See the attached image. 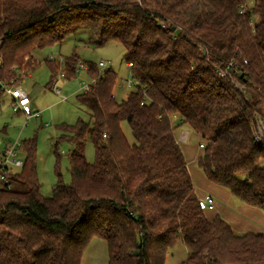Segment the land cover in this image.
Returning a JSON list of instances; mask_svg holds the SVG:
<instances>
[{
	"label": "trees",
	"instance_id": "1",
	"mask_svg": "<svg viewBox=\"0 0 264 264\" xmlns=\"http://www.w3.org/2000/svg\"><path fill=\"white\" fill-rule=\"evenodd\" d=\"M251 1L0 0L2 83L21 85L40 66L36 50L84 29L90 45L124 47L136 82L118 101L112 67L85 62L96 81L77 101L89 121L59 127L72 181L59 173L51 197L42 194L36 140L22 142L23 167L0 180V264H81L94 239L106 242L108 264H166L180 241L181 264H264V234L237 235L201 209L175 134L186 126L199 135L203 174L264 212V146L254 136L264 118V0ZM80 62L76 52L46 60L50 85L61 66L75 77ZM5 95L0 86V102Z\"/></svg>",
	"mask_w": 264,
	"mask_h": 264
},
{
	"label": "rangeland",
	"instance_id": "2",
	"mask_svg": "<svg viewBox=\"0 0 264 264\" xmlns=\"http://www.w3.org/2000/svg\"><path fill=\"white\" fill-rule=\"evenodd\" d=\"M251 2V0H248L249 4ZM88 36L89 30L84 29L74 35L68 36L62 44H55L34 52L40 66L35 70L33 77L26 78L21 86L32 96L36 95L33 108L41 112L38 119L26 121L24 116L16 115L12 109L10 97L7 94L0 102V151L5 148L8 142L15 144L17 141L22 143L30 139L36 140L37 173L39 181L42 184V194L45 197L52 196V190L58 181L59 173H61L65 183L70 184L72 181L68 158L71 145L68 141L60 139L61 131L59 127L63 124L74 125L79 119L89 121V112L79 104L77 96L83 92L82 87L90 85L93 80L87 71H79L75 77H72L63 86L62 96L67 98L63 100L61 96L56 94L53 88H50L52 76L45 61L58 58L55 60L62 62L66 57L76 52L83 62L99 64L101 61H104L112 67L118 75V82L114 90L118 101L126 99L135 89L128 87L126 83L128 80H132V73L124 60V47L117 42H110L105 46L96 47L88 44ZM62 72H64L63 66L59 69L58 74ZM122 129L129 142L133 143L135 140L126 122L122 124ZM181 132L188 133V141L186 143L181 142V146L183 149L186 147L187 153L191 152L196 160L203 153V150L199 146L200 142H202L201 137L185 126L176 130L175 134L177 138L178 136L180 137ZM57 143L60 158L56 155ZM85 143L86 158L89 163H94L96 158L95 148L90 136H87ZM22 155L24 158V153ZM191 169H195L197 173L202 175L197 163L192 165ZM196 181L197 184L198 180ZM197 186L200 190L203 189L199 184ZM231 196L232 198L228 199V201L221 199L223 201L222 204L226 207L229 205L237 208L241 202L233 195ZM214 211L207 210L206 213L209 215ZM187 257V247L180 241L169 251L166 264H181L186 261ZM81 264H108V247L106 242L100 239L92 240L84 251Z\"/></svg>",
	"mask_w": 264,
	"mask_h": 264
},
{
	"label": "built area",
	"instance_id": "3",
	"mask_svg": "<svg viewBox=\"0 0 264 264\" xmlns=\"http://www.w3.org/2000/svg\"><path fill=\"white\" fill-rule=\"evenodd\" d=\"M101 70H106L110 66L104 61H101L99 64ZM132 64H128V67H131ZM0 68H1V58H0ZM78 70L87 71L88 65L85 62H80L78 65ZM77 70V71H78ZM219 75L222 78H226L230 76L229 67L225 69H218ZM96 79H93L94 83ZM68 82L65 74L59 73L53 80V89L56 94L61 96L63 100L67 98L62 96L63 94V86ZM128 87L135 86V79L126 81ZM0 86L4 90V92L12 98V109L14 113L21 114L25 117L26 121L31 119H38L40 117V111L33 109L32 106V98L28 94V92L21 86L9 87L8 85L2 83L1 75H0ZM236 87L240 90H243V85L241 83H236ZM90 89V85H86L82 87L83 91H88ZM254 136L256 141L264 146V118L261 116L256 117L255 127H254ZM188 139V133H180L179 140L182 142H186ZM22 143L17 141L15 144H11L10 142L6 143V146L3 150L0 151V180L5 181L6 178L2 174V172H13L16 169H20L24 165V159L22 157ZM199 205L202 210H214L215 209V199L213 196L207 194L199 199Z\"/></svg>",
	"mask_w": 264,
	"mask_h": 264
},
{
	"label": "crops",
	"instance_id": "4",
	"mask_svg": "<svg viewBox=\"0 0 264 264\" xmlns=\"http://www.w3.org/2000/svg\"><path fill=\"white\" fill-rule=\"evenodd\" d=\"M34 57H35V53H34ZM55 59H58V58H52L50 60H55ZM33 75H34V73L31 75V77H33ZM31 77H29V78H31ZM50 88L52 89L53 87L50 86ZM29 95L32 98V106H34L36 95H34V96H32L31 94H29ZM10 102L12 105V103H13L12 98H10ZM33 109H35V108H33ZM16 115H21V114H16ZM40 115H41V112H40ZM177 139L180 143L182 142L179 140V136ZM183 143H186V142H183ZM182 149H183V147H182ZM183 153H184L185 159L187 161L188 169H189V172L191 174L197 196L199 198H201V197L209 194V195L213 196V198L215 199V209L216 210L214 209L215 211L213 210L214 212L209 214L208 218L212 219L216 215L221 216L225 221H227L229 223V225L231 226V228L233 229V231L237 235H242V234H246V233H262V234H264V212L258 208L251 207L248 205H244L243 203H240V205H238L237 208H235L233 206H229V205H228V207L224 206L222 204L223 201L221 199H224V200L226 199L228 201V199L232 198V196H231L232 194L228 190H226L225 188L220 187V186L216 185L215 183H213L212 181H210L203 174V172L200 170V168H199L200 173H202L203 177L207 180H205L202 177V175L197 173V171L195 169H191V166L194 165L195 163H197V165H198V159L200 156H198L195 160L194 156H192L191 152L187 153L186 147H185V149H183ZM196 180H198L197 184H199V186L202 187L203 188L202 190H204V191L200 190V188L197 186ZM226 191H228V192H226Z\"/></svg>",
	"mask_w": 264,
	"mask_h": 264
}]
</instances>
